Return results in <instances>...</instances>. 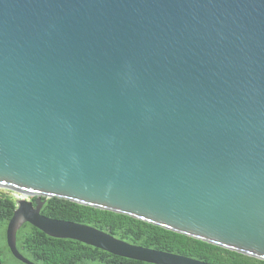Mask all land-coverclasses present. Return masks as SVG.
<instances>
[{"label":"water","instance_id":"water-1","mask_svg":"<svg viewBox=\"0 0 264 264\" xmlns=\"http://www.w3.org/2000/svg\"><path fill=\"white\" fill-rule=\"evenodd\" d=\"M5 194L25 264V223L137 261L211 264L43 215L44 197L264 260V0H0Z\"/></svg>","mask_w":264,"mask_h":264},{"label":"trees","instance_id":"trees-1","mask_svg":"<svg viewBox=\"0 0 264 264\" xmlns=\"http://www.w3.org/2000/svg\"><path fill=\"white\" fill-rule=\"evenodd\" d=\"M33 199V198H32ZM41 209L43 215L97 227L129 243L168 251L211 264H264L260 260L157 225L108 210L53 197ZM17 200L0 195V264H25L16 259L6 241V228ZM19 251L35 264H153L113 255L85 243L54 238L30 223L18 231Z\"/></svg>","mask_w":264,"mask_h":264},{"label":"rangeland","instance_id":"rangeland-1","mask_svg":"<svg viewBox=\"0 0 264 264\" xmlns=\"http://www.w3.org/2000/svg\"><path fill=\"white\" fill-rule=\"evenodd\" d=\"M29 199H31V198L29 197Z\"/></svg>","mask_w":264,"mask_h":264}]
</instances>
